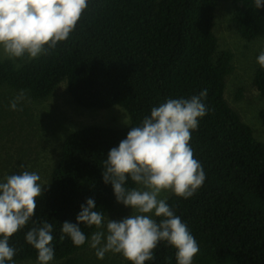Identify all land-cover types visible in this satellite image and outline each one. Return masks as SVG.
Wrapping results in <instances>:
<instances>
[{"label": "trees", "instance_id": "16d2710c", "mask_svg": "<svg viewBox=\"0 0 264 264\" xmlns=\"http://www.w3.org/2000/svg\"><path fill=\"white\" fill-rule=\"evenodd\" d=\"M220 1L89 0L66 42L34 60H0V86L24 90L31 100L46 101L66 82L78 105L121 106L129 117L121 127L75 128L64 138L61 161L37 199L34 218L53 225L51 264H131L111 252L103 260L94 257L90 240L95 227L79 225L87 240L77 247L62 233V224H77L88 198L95 200L105 222L121 215L124 205L102 175L108 152L126 139L130 127L150 116L153 107L204 90L208 112L192 132L191 147L206 180L192 198L172 193L167 203L199 244L194 264H264L263 134H256L254 124L226 96L229 81L239 76L234 46L248 48L246 40L264 38V9L257 8L255 0H234L226 23L229 45L215 31L216 18H226L225 13L218 16ZM257 73L264 92V67ZM245 89L239 82L238 94ZM259 117L264 123V108ZM126 186L137 187L130 179ZM33 226L30 221L10 239L17 250L14 263L37 261V250L25 239ZM154 255L145 264H177L176 249L167 242L162 241Z\"/></svg>", "mask_w": 264, "mask_h": 264}, {"label": "clouds", "instance_id": "9594fccd", "mask_svg": "<svg viewBox=\"0 0 264 264\" xmlns=\"http://www.w3.org/2000/svg\"><path fill=\"white\" fill-rule=\"evenodd\" d=\"M88 2L0 0V50L13 61H30L48 54L50 49L70 38L87 10ZM255 6L264 9V0H255ZM245 43L250 47L234 49L241 58V62L234 60L239 67V76L233 77L238 81L237 87L239 82L246 84L242 79L246 72H241V68L252 73L257 85V69L264 67V38L246 40ZM236 47L240 48V45ZM253 53H260L258 63ZM257 87H246L236 97L240 96L245 105L258 108L264 92ZM206 97L207 90H204L190 99H167L153 107L150 116L139 126L130 127L126 139L108 152L103 162L104 182L111 184L116 201L132 209V214L120 221L108 217L105 222L104 214L96 210L95 200L88 198L86 206L81 205L78 223L66 221L62 224V233L70 237L75 246L86 243L87 237L79 226L83 224L96 229L91 235L90 247L95 249L99 260L111 252L121 254L131 264H145L155 259V250L164 241L176 249L177 264H194L200 251L199 244L161 194L171 192L187 200L206 180L203 166L194 158L191 147L192 132L198 129L199 120L208 112L202 102ZM24 99L25 91L21 90L11 101V110L23 111L18 105ZM129 179L137 187H127ZM40 180L39 174L25 170L0 182V264H14L17 250L9 241L30 221L34 226L27 231L25 239L37 250V264L54 261L53 225L47 221L40 224L34 219L37 199L44 189Z\"/></svg>", "mask_w": 264, "mask_h": 264}, {"label": "rangeland", "instance_id": "374dc122", "mask_svg": "<svg viewBox=\"0 0 264 264\" xmlns=\"http://www.w3.org/2000/svg\"><path fill=\"white\" fill-rule=\"evenodd\" d=\"M238 2L244 1L238 0ZM233 3H235L234 0H221L219 6L221 11L218 16L225 13L226 18L216 20L215 31L219 32L221 38L227 40V44L230 39L226 23L229 21L227 20L230 16L229 8L234 5ZM237 44L239 43L235 44L234 49L239 51L241 48L236 47ZM254 46L257 47V44ZM259 54L253 53L256 62ZM249 55H252L251 51ZM0 60H7L2 50H0ZM249 75L252 73L242 74V79H248ZM236 82L238 81L235 78L229 81L227 99L235 110L254 124L256 134H263L264 140V123L259 117L260 108L264 106V98L261 99L258 108L251 104L245 105L246 102L244 103L240 96L236 97L239 92ZM19 93L5 88L3 96H0V182L9 175L19 174L25 170L34 171L41 177L39 183L45 190L51 184V175L61 161L62 142L68 133L75 128L91 125L117 128L129 122L126 110L121 106L99 109L78 105L68 91L66 82L60 85L59 90L46 101H34L25 96L18 105H22L23 111H12L11 100L15 99ZM6 95L9 96L8 101ZM48 119L50 121L46 125L45 122ZM171 194V192H163L161 198L167 200ZM121 213L115 217V221L130 216L132 209L124 206ZM92 254L96 257L94 251ZM121 258L124 257L121 255ZM14 264H37V261L27 260Z\"/></svg>", "mask_w": 264, "mask_h": 264}, {"label": "flooded vegetation", "instance_id": "af4514ba", "mask_svg": "<svg viewBox=\"0 0 264 264\" xmlns=\"http://www.w3.org/2000/svg\"><path fill=\"white\" fill-rule=\"evenodd\" d=\"M235 54H236V60L238 62H241V58H240L239 54L238 53H235ZM240 71L241 72L244 71V72H246V74H250L249 70H245L243 68H241ZM245 85H246V87H250L251 86V87H255L256 89H258L255 80L252 79V75H249L248 79H246V84Z\"/></svg>", "mask_w": 264, "mask_h": 264}, {"label": "bare ground", "instance_id": "6f19581e", "mask_svg": "<svg viewBox=\"0 0 264 264\" xmlns=\"http://www.w3.org/2000/svg\"><path fill=\"white\" fill-rule=\"evenodd\" d=\"M6 86H0V96H3Z\"/></svg>", "mask_w": 264, "mask_h": 264}]
</instances>
